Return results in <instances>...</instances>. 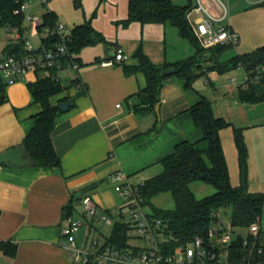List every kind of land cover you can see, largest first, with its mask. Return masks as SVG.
Segmentation results:
<instances>
[{
    "label": "crops",
    "instance_id": "crops-1",
    "mask_svg": "<svg viewBox=\"0 0 264 264\" xmlns=\"http://www.w3.org/2000/svg\"><path fill=\"white\" fill-rule=\"evenodd\" d=\"M75 1L71 0L74 4L73 11H68L70 2L52 3L49 6V0H31L30 13L43 17L48 11L54 12L58 23L66 21L68 24L65 25L71 28L91 20L93 27L107 41L102 42L104 45L100 47L87 46L76 54L79 57L78 75L81 86H75L71 82V71L66 72L61 80L65 90L51 97L53 105L73 100L67 111L60 109L52 133L61 167L37 166L20 150L18 153L22 164L0 163V242L7 243L10 249L14 248L13 253L0 248V264H77L62 244L65 210L70 204L75 207L72 215L83 221L77 235L78 243L87 244L91 250H94V240L104 243L110 235L105 236L102 232L101 225L106 223L91 226L83 216L81 199L86 193L97 202L99 213L113 211L115 218L119 219L123 215V220L130 222V213L125 214V209H128L125 198L108 182V175L122 170L128 181L134 187H139L147 179L161 173L164 167L159 159L172 153L182 140L197 136L195 129L190 132L189 128L192 127L184 115L197 100V94L211 100L215 114L230 122L233 136L234 128L243 130L249 151L248 169L253 173L251 177L247 170L249 183L257 184L264 179V154L263 151H258L259 158L256 149L257 141H264V134L259 131L264 129V118L259 114L261 102L249 103L241 99L240 87L248 79L243 66L237 67L245 70L243 82L231 76L228 82L216 87L207 79L206 82L211 83V94L208 89L201 88L200 91L197 88L198 79L194 83V90L187 91L181 80L172 75L161 91L159 115L156 111L137 115L134 111L136 93L146 86V76L143 73L127 75L122 65H104L103 62L113 57L117 47L123 48L128 56L125 62L130 65L138 63L133 54L139 46L143 47L144 52L156 64L184 60L195 53V47L187 39L191 47L183 44V56L179 52L170 55L164 39L144 41L143 37L129 38L121 28L126 29L134 24H140L142 28L145 25H171L139 22H132L129 26L122 25L120 22L128 16L129 0H81L80 6ZM172 1L177 3V0ZM228 1L230 8L226 23L239 38L236 43L228 46H235L233 52L229 53L230 56L222 57V53L228 48L217 55L220 62H228L264 46V0H244L242 10L235 0ZM204 2L215 14H219L225 4L224 0ZM184 3L194 7L197 0H185ZM112 29L115 30L114 37L107 34ZM159 30L161 33L162 29ZM177 30L182 37L178 28ZM28 31L36 30L26 20L20 38H15L8 27L1 28L0 61L9 55L19 54L17 46L22 48L21 40H30L26 36ZM37 32L41 36V44L37 47H42V35L39 30ZM89 48L93 50L86 51ZM185 52L190 54L185 57ZM208 70L205 68L206 72ZM260 71L264 73V69ZM0 77L7 83V99L0 104L2 153L22 146L33 128L42 105L34 101L29 83L43 77L34 71L15 81L6 80L1 74ZM249 183L247 181L248 189L252 191ZM87 188L91 189L79 195ZM77 196L79 200L76 199ZM147 210L154 213L149 205ZM114 220L113 218L111 226ZM131 244L143 246L145 242L138 244L131 240ZM109 264L128 263L110 261Z\"/></svg>",
    "mask_w": 264,
    "mask_h": 264
},
{
    "label": "trees",
    "instance_id": "trees-1",
    "mask_svg": "<svg viewBox=\"0 0 264 264\" xmlns=\"http://www.w3.org/2000/svg\"><path fill=\"white\" fill-rule=\"evenodd\" d=\"M23 1L26 0H0V30L3 27H18L23 30L25 14L14 12ZM75 2L77 6L81 5V0ZM192 7L190 4L183 6L175 4L172 0H129L128 16L120 22L122 25L129 26L132 22L170 23L176 26L181 36L188 39L196 49L193 55L184 60L156 64L144 52L143 47L139 46L133 54L138 59L136 65L127 64L126 60L117 63L123 66L127 75L143 73L146 76V86L136 93L137 103L134 105V111L137 115L155 111L156 105L161 101V91L170 76H177L185 90L193 91L195 81L206 72L205 68L224 72L243 66L248 73V79L245 82L246 86L240 87L241 99L249 103L264 101V73L258 69L264 65V46L252 53L234 57L228 62H220L217 55L231 44L202 47L187 19V13ZM57 23L56 14L48 11L44 14L43 24L38 30L42 32L45 26L55 27ZM58 39L57 35L42 38L44 44L42 46L52 47ZM106 41V37L93 27L91 20H86L72 28L68 43L70 49L79 54L87 46ZM23 42L24 40H21V45ZM17 47L19 54L24 52L22 48ZM76 59L79 61L78 56ZM208 62L211 64L205 66ZM170 68H175L176 72L164 75L163 71ZM6 87L7 83L0 77V104L7 99ZM29 88L34 101L42 105V111L36 116L33 128L23 141L25 154L37 166L60 168V156L52 140L60 107L51 103V97L64 91L65 87L60 80L43 77L29 83ZM184 115L197 132L195 137L199 135L200 137L195 140L190 138L182 140L172 153L159 159L164 167L163 171L147 179L140 186L144 203L151 207L155 216L164 220L167 233L171 234L168 241L171 249L179 244H188L198 236L206 238L214 221L224 213L230 219L234 231L238 233L234 241L235 250L232 256L234 263L264 264V252L258 253L257 250L250 261H243L245 250L240 233L247 231L253 222L261 221L264 212V192L250 191L246 182L239 186H234L231 182L220 135L221 130L229 126L230 122L217 116L211 101L202 94H197V100ZM234 141L240 170L247 174L249 151L241 128H234ZM195 181L212 185L216 191L203 198H197L190 186ZM166 192L171 194L174 207L158 209L153 199ZM76 199L79 200V197ZM74 208L73 204L67 206L66 214H72ZM107 214L115 220L101 250L106 246L121 250L130 248L137 250V246L131 244V233L134 231L131 222L124 221L123 215L119 219L115 218L112 211H108ZM0 248L8 253L14 252V248H8L7 243L0 242Z\"/></svg>",
    "mask_w": 264,
    "mask_h": 264
},
{
    "label": "built area",
    "instance_id": "built-area-1",
    "mask_svg": "<svg viewBox=\"0 0 264 264\" xmlns=\"http://www.w3.org/2000/svg\"><path fill=\"white\" fill-rule=\"evenodd\" d=\"M30 3L31 0L21 2L14 12L24 13L25 20L38 30L43 24V17L30 13ZM227 17L228 8L225 4L222 5L221 12L215 14L204 0H197L196 6L187 13V19L204 48L234 44L238 41V34L226 23ZM8 31L15 38L21 37V30L18 27H8ZM71 32L72 28L63 23H57L55 27L45 26L41 32L42 38L57 35L58 41H55L52 47L46 48L35 47L30 40H25L22 46L23 53L9 55L0 61V74L8 81H15L23 79L28 72L34 71L44 78L61 81L64 74L71 71L69 75L71 82L75 86H81L77 56L68 43ZM127 58L123 48L117 47L113 58L104 61L103 64L113 65ZM258 69L263 70L264 65ZM245 86L244 84L243 87ZM107 179L113 184L115 191L125 198L130 222L145 245L137 246V250L135 248L121 250L113 246H106L101 250L104 243L94 240V250H91L87 244L78 243L77 235L83 226V221L72 214L65 213L62 244L69 250L77 264H109L110 261L128 264H235L232 256L238 233L234 231L229 218H219L214 221L206 238L198 236L188 244H179L171 249L168 242L171 234L167 233L164 220L147 210L140 186L134 187L122 170L110 173ZM81 204L83 216L91 226L100 222L113 223V218L107 213L98 212L97 202L90 194L86 193L82 196ZM240 234L245 250L243 261H250L256 250L258 253L264 252V232L261 221L253 222L247 231Z\"/></svg>",
    "mask_w": 264,
    "mask_h": 264
},
{
    "label": "rangeland",
    "instance_id": "rangeland-1",
    "mask_svg": "<svg viewBox=\"0 0 264 264\" xmlns=\"http://www.w3.org/2000/svg\"><path fill=\"white\" fill-rule=\"evenodd\" d=\"M70 2L68 4V11H73V2H71V0H49L48 5H52V3L56 4L58 2ZM237 2L238 6H243L244 0H235ZM178 4L180 3V5H184L185 0H177L176 1ZM182 2V3H181ZM187 2V0H186ZM228 10L230 8V3L228 0H224ZM176 3V4H177ZM31 4V3H30ZM240 7V8H241ZM243 9V7L241 8V10ZM62 22V21H61ZM64 24H68L66 21L62 22ZM157 27V28H154ZM124 29L123 32L126 33V35L133 39V38H141L143 37L144 41H157L160 38L163 40H165V43L167 44V49L169 50V54H175L176 52L180 53V56H183V44L187 45L188 47H191L190 42L187 39H184L182 37L179 36L178 30L175 26L172 25H167L165 27L163 26H159V25H155V26H148L145 25L143 28L140 26V24H134L133 26H130L129 28H121ZM162 29L161 33L159 32ZM109 36L114 37L115 35V30H110L109 33H107ZM27 37H29L30 41L32 42V44L37 47L41 44V36L39 35V33L36 31H28L26 34ZM98 45V46H97ZM97 47H100L102 45H104V43H99L97 44ZM235 46L229 47L228 49H226L223 53H222V57L225 58L226 56H230V54L233 52ZM211 48V47H210ZM93 50V48H89L86 51H90ZM230 53V54H229ZM185 57L188 56V54L190 53H186L185 52ZM229 54V55H228ZM211 63H205V66H209ZM232 71H234L232 73ZM245 70L244 69H232L230 71H224V72H219L215 69H209L207 72L202 73L201 76L198 78V80L196 81V86L197 88L201 91L202 89H205L209 91V93L211 94L212 92V87H211V83H207L206 80L210 79L211 82L213 84H215L216 87H218V85L220 84H224L226 81L228 82V78H230L231 76H235V78H237L238 80L242 81V78H244L245 76ZM243 82V81H242ZM211 91V92H210ZM211 101V100H210ZM264 103L261 102L260 104V111L259 114L260 116H262L264 118ZM190 123V132L193 131L194 126L193 124L189 121ZM221 137H222V142H223V146L225 149V155L227 158V163H228V168H229V174H230V178H231V182L232 184L235 185H240L243 184V179L244 176L246 178V180L249 183V177H247V174H243L240 170V166H239V162H238V151H237V147L234 141V136H233V128L232 126H227L225 128H223L221 130ZM260 133L263 132L262 134H264V129L261 128L259 129ZM200 135L198 137H189L192 140H195L197 138H199ZM256 149H257V153H258V157L260 158V153L258 151H263L264 154V141H257V145H256ZM264 156V155H262ZM264 159V157L262 158ZM249 164V163H248ZM249 170V169H248ZM250 176L252 177V170H249ZM246 181V183H247ZM251 184L250 189L253 192H264V179L257 184ZM191 188L194 191L195 195L197 198H203L205 196L211 195L213 194L216 189L209 184H206L204 182L201 181H195L193 183H191ZM153 202L155 204V206L158 209H169V208H173L174 207V200L171 196V194L169 192L166 193H161L160 195H158L157 197H155L153 199ZM151 208V207H150ZM129 210L125 209V214H128ZM222 216L220 217L223 219H228V216L224 213L221 214ZM261 226L264 232V212L261 216ZM102 224V222H100ZM102 226V232L105 234V236L109 235L112 229V226L110 224H105V225H101ZM132 235V242L133 243H138V244H144V241L140 240V238L138 239L137 237V233L135 231H133L131 233ZM101 239L103 240L104 237L100 236Z\"/></svg>",
    "mask_w": 264,
    "mask_h": 264
},
{
    "label": "water",
    "instance_id": "water-1",
    "mask_svg": "<svg viewBox=\"0 0 264 264\" xmlns=\"http://www.w3.org/2000/svg\"><path fill=\"white\" fill-rule=\"evenodd\" d=\"M176 72V69L175 68H170V69H166L163 71V74L164 75H167V74H173ZM73 100L72 99H69L68 101L66 102H61L59 104V107L62 111H67L69 106L72 104ZM155 111L156 113L159 115V111H160V104H157L156 107H155ZM22 151V154H25V148L24 146H20V147H16V148H11L5 152H2L0 153V163H10V164H22V160L20 159V155L18 153V151ZM29 161V159H28ZM246 182V178L244 176V179H243V184ZM91 188H87L85 189L84 191H81L79 193V195H81L83 192H86V191H89Z\"/></svg>",
    "mask_w": 264,
    "mask_h": 264
}]
</instances>
